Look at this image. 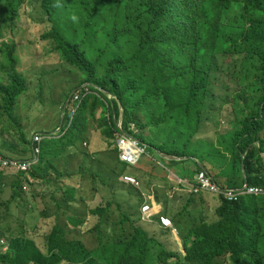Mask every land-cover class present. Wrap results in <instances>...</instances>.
<instances>
[{"label": "trees", "instance_id": "obj_1", "mask_svg": "<svg viewBox=\"0 0 264 264\" xmlns=\"http://www.w3.org/2000/svg\"><path fill=\"white\" fill-rule=\"evenodd\" d=\"M76 1L84 8L68 21L46 14L56 23L41 37L54 45L68 66L70 86L88 83L89 89L97 86L111 94L116 117L118 103L122 106L125 131L135 123L142 132L151 133L140 135L141 141L177 157L197 156V152L189 154L188 146L198 127L217 125L227 106L230 128L217 133L218 143L231 157L228 186L245 181L264 185V0H187L186 11L176 15L171 12L181 5L175 0H159L162 10L135 0ZM27 2L0 0V30L11 28L15 14ZM14 50V45L7 47L10 64L0 65L7 73L6 81L0 75V122L2 112L12 117L15 103L26 91ZM99 97L110 103L106 95ZM100 111H106L105 104L96 95H87L65 134L51 140L50 147L41 145L42 168L32 175L46 177L52 169L62 177L53 158L82 143L91 129L89 122L104 127L103 133L112 140L106 153L117 161L113 122ZM1 140L0 150L10 143L8 137ZM18 140L29 143L23 132L14 139ZM125 169L119 164L118 172L112 173L119 176ZM96 176L91 174V179ZM105 186L110 199L90 211L98 216L93 247L64 222L51 228L43 253L36 247L32 250L30 238L10 237L9 251L0 254V264H264V195L224 201L216 210L219 219L213 222L196 223L184 211L168 214L183 240L186 255L182 257L170 247L169 231L149 234L138 224L134 204L124 210L106 182ZM64 196L70 198L72 192L66 190ZM15 197H21L18 182ZM130 209L136 210L135 217Z\"/></svg>", "mask_w": 264, "mask_h": 264}, {"label": "clouds", "instance_id": "obj_2", "mask_svg": "<svg viewBox=\"0 0 264 264\" xmlns=\"http://www.w3.org/2000/svg\"><path fill=\"white\" fill-rule=\"evenodd\" d=\"M135 1L151 2L157 7L158 10L163 9V6H159V0H135ZM175 2L181 6L176 7L171 12L173 15L186 11L187 0H175ZM83 8L84 7L80 6L76 0H41V1L28 0L27 3L25 4L23 3L22 7L15 14L13 24L16 21H20L21 11H27L29 9L34 10L38 16V21L40 25L43 27V31L40 34V39L42 40L41 38L42 35L47 31L52 32L54 30V26L56 23L54 19L49 20L46 14H50V13L55 14L54 15L55 17H59L61 20L68 21L73 13H76L77 11ZM4 29H9L10 34L13 33L12 26L11 28H9V26L5 28H1L0 42L2 40L1 32ZM42 41H46V40H42ZM47 42L50 44L56 55H58L61 60V63L57 65L58 67L53 68L51 73L53 75L54 73H56L61 76L63 74V71L61 70L60 67H68V66L63 64L62 62L63 60L61 59L59 52L54 49V45L49 41ZM12 45H14L16 50V46L14 42L9 43L7 41L6 43L0 44V49L4 47V50L1 49L2 51L0 52L4 53L6 59H7L6 56L7 47H11ZM14 57L16 58L18 65V57L15 55ZM7 64H10L8 59H7ZM16 70H17V66H16ZM20 74L23 77H25L22 73ZM68 78L69 75L67 78L64 75V78L62 80L65 84L66 82H68ZM25 86H26V91L23 94H21L20 97L29 92L27 79L25 81ZM88 87H90V84L88 83L76 88L74 86H70V83L68 82V92L65 96V100L59 111V118H60L58 122L59 124L52 132L49 131L41 132L39 130L33 129L29 135L26 134V132L21 129L17 130L18 125L15 123L14 120L22 119L20 115L17 114V107L19 104L20 97L14 105L16 106V109L13 107L12 117H8L7 114L2 112L3 121L0 123L3 125V130L7 132V135L0 132V137H2V139L8 137L10 139V143L8 144L7 148L0 150V254L1 255L9 251L10 248L9 239L10 237H14L11 235L10 228L5 218V214L9 212V209L8 211H4V217L3 218L1 217V212H2L1 195L3 194L4 190L7 188V190H10L9 196L12 199V193L14 191V183L16 182H18V185L21 186V194L24 192L26 193L28 191L27 194H29L28 196H30L31 199H33L34 196H38L37 200L39 202L35 205V208L37 209V217L35 221H37L38 224L36 223L33 226L35 229L31 231L26 225L32 224L33 219L31 221H27L26 219L25 222L26 225H23L22 229L23 230L27 229L29 233L32 234L34 237L36 236L40 237L38 242L41 246H39L38 249L41 250L42 253L45 251L46 236L49 234L51 228L54 225L63 224L64 222H66L69 228L75 231V234L78 229V233L76 234L77 237L79 233H82L80 229L84 223V219L78 218L76 214H73L71 212L72 205L76 202H82V201L80 198L75 199V191L70 187H67L65 183H62V178L67 177L68 175L67 171L64 170L67 175H64L63 173V176L62 178H60L61 179L60 181L55 180L54 177L55 172L52 169L46 172V177L44 176V174L42 176H33L32 173L40 169V167L42 168V165L40 164V155L42 152L41 145L49 144L51 140L58 139L65 134V132L70 127V124L74 119L78 106L81 104L82 100L89 94L96 95L105 104L106 114L104 116H106L108 122L109 120H112L114 125V128L112 130L115 131V138L113 139L112 144H113V148H115L117 151V161L115 160V162L117 163V165L122 164L123 166L126 167L125 171L122 172L119 176H116L114 173H112V170H114L115 173H117L118 168L111 169V174L113 175V178L116 177V179L113 180V183L118 186H124L125 188L131 190L132 191L131 195L134 196L133 199H131L129 195L125 201L123 200L125 204H123L121 201L118 202L122 203L124 210L127 209L128 204L130 203L134 204V207L138 211V215L140 218L138 224L144 227V229L149 234H154L155 236H157L162 232V230L169 231L170 233L169 237L173 235V237H175L177 246L181 245V250H183V252H181L179 248L177 249V251L182 257L186 255L183 240L179 236L178 230L175 227L173 220L170 219L168 214L179 213L180 211H184V214L191 215L192 221H195L196 223H199V221L201 220H205L207 222H213L212 220H209L207 216H204L202 213L199 215L198 218H196L192 213L194 207L196 205H199L202 206L203 208H210V209L213 208L214 217L216 218L214 221H216L219 219L216 210L220 206H222L224 201L232 203V202H238L241 199L246 198L248 196L264 195V185L262 186L256 184L251 185L247 181H245L243 185H240L238 187L228 186L227 179L231 172V167L228 165L229 160L231 158L230 155L227 153L225 149L223 150L222 148H215L214 151L211 150L210 149L211 144L210 143L208 144L207 142L203 141V136L208 135L210 138L211 135L217 130V128L213 131L208 129L210 127L205 129L200 138L202 141L200 140L193 141L195 137L191 139V143L188 146L189 148L188 152L191 155L192 153L197 152V156L177 157V156L167 155L157 150H154L153 148L149 147L147 143L139 139V136L142 135L143 133L151 134L147 130H145V132H142L137 127V125L132 122L129 124L128 129L126 131L123 129L122 106L118 103V117H116L112 103V100L115 99L111 94L105 92L104 90H102L97 86L91 87L92 89H89ZM53 91L57 92V96L53 93ZM46 92H47L46 100L41 98V95H38L39 102L46 103L47 100L49 102V100L53 97L55 101L54 104L59 106L60 94L58 91H55L54 84L50 83ZM99 93L106 95L110 103L108 104L106 100H102L99 97ZM96 122H89V123L91 124ZM35 123L36 120L33 121V127ZM10 128L14 129V134L10 132ZM91 129L93 131L100 130V132L103 134L104 139L100 140L101 146L98 149V152H100V154L106 153L108 149L106 144L107 142H110L112 140L109 139L103 133L104 127L101 125L98 126V124H94V126L91 127ZM20 132L26 134V138L29 143L24 144L19 140L14 141V139H16L19 136ZM35 138H37V140ZM194 142L204 144V146L195 147L192 149V144ZM87 143H88V137H86L85 140H83L82 145L85 146L87 145ZM90 143L91 140L89 142V148H90ZM2 145L3 144H0V146ZM22 145H26L25 149L21 147ZM256 145L259 146V142H256ZM74 149L75 148H70L64 150V152L62 153H58V155H60L59 159L63 157L64 160V155L66 154L69 157L74 156L72 154ZM28 152L29 155L27 156ZM201 152H203L202 155H200ZM91 154H96V153H91ZM225 154L228 155L227 162H226ZM145 155H147L146 159L148 160V162L146 163L144 161L143 163H141L140 161ZM123 156H126V158H123ZM204 156H207L208 158L210 157L219 158L222 161V163L210 164V167H208L205 164V162L202 161L201 159L204 158ZM262 156L264 158V151L262 152ZM170 161H174L176 163L175 164L169 163ZM200 161H202L207 168L201 165ZM188 171L189 172L195 171V173L193 175H189ZM2 172L11 174V177L14 175V177L11 179L9 184L7 183L5 178L2 177ZM48 172L54 173L51 176L52 179L48 177L47 175ZM61 172H63V170ZM202 173L210 180L212 188L209 187L204 189L202 187L199 181V175ZM140 178L145 185L144 191L140 190V183L138 181L140 180ZM49 179H51L53 183L48 182ZM48 183L56 184L58 185V187L48 186ZM28 184H31L30 188L28 187ZM106 185L109 186L107 182ZM102 187H106L105 183L104 185L102 184ZM66 190H70L72 192V197L66 198L64 196V192ZM208 194H210L211 197L213 198L214 206H212V204L206 200V198L209 197L207 196ZM113 197L116 200L115 196ZM137 197H139L140 199L138 200ZM19 198L20 197H15V199H12V201ZM183 200H185V202L183 205H181V202ZM95 207L89 208L87 214L94 216L96 218V223H95L96 225L98 222L97 221L98 216L93 215L90 212ZM185 207H187L186 212L184 209ZM136 210H131V209L129 210L132 214H134L133 217H135ZM19 217H21V215H19ZM50 221H52L53 223L50 224ZM72 221H76L77 225L75 226V224H73ZM38 228L45 230L42 232L35 231ZM92 232L94 231L92 230ZM18 235H22V232L20 231ZM93 235H95V233ZM28 237L31 239L32 242H34L33 237L31 236Z\"/></svg>", "mask_w": 264, "mask_h": 264}, {"label": "rangeland", "instance_id": "obj_3", "mask_svg": "<svg viewBox=\"0 0 264 264\" xmlns=\"http://www.w3.org/2000/svg\"><path fill=\"white\" fill-rule=\"evenodd\" d=\"M12 27V34H10L9 29H4L1 32L2 40L0 44L6 43L7 41L9 43H15L16 50L14 51V55L18 57L17 70L26 77L29 86V92L21 96L19 99L17 114L20 115L22 119L14 120L18 125L17 130L21 129L29 135L33 129L39 130L41 132H52L59 124V111L68 92V82H66L65 84L62 80L64 78V75L66 76V78L68 77V67H60L64 75L62 74L60 76L54 73V76L51 73L53 68L58 67L57 65L61 63V60L59 56L56 55L50 44L47 41H42L40 39V34L43 31V27L40 25L38 16L34 10L29 9L27 11H21L20 21L14 22ZM1 49L4 50V47H2ZM5 64H7V59L4 53L0 52V65ZM0 75L4 77V81H6L7 73L5 72V70L0 68ZM50 83L54 84L55 91H58L60 94L59 106L54 104L55 101L53 97L49 100V102L47 100L46 103L39 102L38 100V95H41V98L46 100V90L48 89ZM53 93L57 96V92L53 91ZM14 108L16 109V106H14ZM226 108L227 106L224 107L221 121H218L217 125L209 123L201 124L200 127H198L200 131L195 136L193 141H202L200 138L203 134V131L208 127H210L208 129H210L211 131L217 128V130L211 135L210 138L208 135L203 136V141L207 142L208 144L210 143V149L213 151L215 148H222L224 150V145L218 143L220 141V138H218L217 132L221 133L222 135L230 128L228 124L230 115L229 113L228 115H226ZM105 114L106 112L104 111L101 113V116ZM34 120H36V123L33 127ZM97 123L98 121L96 123H91L90 126L93 127L94 124ZM0 132L7 135V132L3 130V125L1 123ZM10 132L14 134V129L10 128ZM87 137V145L83 146L82 143H80L77 147H75L72 153L74 156L69 157L66 154L64 155V160L63 157L59 159L57 155L54 156L55 159H53V163L55 164L57 171L61 172L63 170L64 175L68 174L67 177L62 178L56 173L54 174L51 172H48L47 175L51 178L52 174H54L55 180L57 181H60V178H62V183H65L67 187H70L75 191V199H81L82 202H76L72 205L71 212L73 214H76L78 218L84 219V223L80 229L82 233H79L78 238L82 240V242L86 246L93 247L95 244V235H93L94 232H92V228L96 223V218L94 216L88 215L87 212L89 208L104 205V203L106 202L105 200L111 197L107 188L102 187V184L104 185V183L107 182L109 184V187H111L112 195L115 196L117 201H121L123 204H125L124 201L129 195L131 199H133L134 196L131 195V190L125 188L124 186H118L113 183V175L111 174V169L118 168V165L115 160H111L109 158L110 154H100V152H98V149L101 146L100 140L104 139V136L100 132V130L93 131L92 129H90L87 133ZM90 140L91 143L89 148ZM0 144H3L1 137ZM45 145L50 147V144ZM202 146H204V144L194 142L192 144V149ZM21 147L25 149L26 145H22ZM202 154L203 152L200 153V155ZM28 155L29 152L27 153V156ZM146 156L147 155H145L141 159V163H143L144 161L146 163L148 162ZM225 158L227 162V154H225ZM204 162L208 167H210V164L222 163L219 158H208L207 156H204ZM64 170L67 171V174ZM92 173H97V178L94 181L91 179ZM2 177L5 178V180L9 184L14 175L11 177V174L2 172ZM138 181L140 183V190L144 191L145 185L142 182L141 178ZM30 186L31 184H28L29 188ZM27 193L28 191L26 193H22L19 199L12 201L9 196L10 190H7L6 188L1 195V217L3 218L4 211H8L9 209V212L5 214V218L12 236H19L18 234L21 231L22 236L26 240H28V236L33 237V250V248H39V246H41L38 242L40 237H34L29 233L27 229L23 230L22 226L26 225V219L27 221H31L33 219V223L26 226L31 231L35 229L33 227L37 223V221H35L37 217V209L35 208V205L39 201L37 200L38 196H34L33 199H31V197L28 196L29 194ZM207 196L209 197H207L206 200L210 202L212 206H214V200L211 195L208 194ZM184 202L185 200L181 202V205H183ZM192 213L196 218H198L202 213L204 216H207L209 220L214 221L216 219L214 217L213 208H203L202 206L196 205ZM19 215H21V217H19ZM52 223L53 222L50 221V224ZM44 230L45 229L38 228L35 231L42 232ZM167 241L172 249L177 250L179 248V250L183 252V250H181V245L177 246L175 237H173V235L170 236Z\"/></svg>", "mask_w": 264, "mask_h": 264}, {"label": "built area", "instance_id": "obj_4", "mask_svg": "<svg viewBox=\"0 0 264 264\" xmlns=\"http://www.w3.org/2000/svg\"><path fill=\"white\" fill-rule=\"evenodd\" d=\"M37 140V138H35ZM123 158H126V156H123ZM130 180V179H129ZM199 181L202 185V187L205 188H209L211 187V182L210 180L202 173L199 175ZM212 188V187H211Z\"/></svg>", "mask_w": 264, "mask_h": 264}]
</instances>
